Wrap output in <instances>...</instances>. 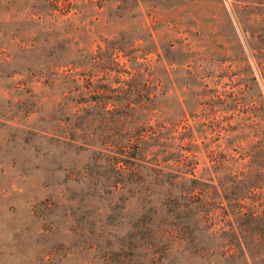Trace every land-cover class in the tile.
<instances>
[{
    "label": "rangeland",
    "instance_id": "rangeland-1",
    "mask_svg": "<svg viewBox=\"0 0 264 264\" xmlns=\"http://www.w3.org/2000/svg\"><path fill=\"white\" fill-rule=\"evenodd\" d=\"M262 40L264 0H0V264H264ZM209 178V255L149 248L150 207Z\"/></svg>",
    "mask_w": 264,
    "mask_h": 264
},
{
    "label": "trees",
    "instance_id": "trees-1",
    "mask_svg": "<svg viewBox=\"0 0 264 264\" xmlns=\"http://www.w3.org/2000/svg\"><path fill=\"white\" fill-rule=\"evenodd\" d=\"M262 41L263 42L258 46V52L261 54L258 62V76L260 83L264 86V40ZM148 96L154 98V93L149 92ZM262 99L261 106L259 107L261 111L258 113L256 122L252 123L250 127L252 132L261 133L262 141L257 145V150H254V152H251L254 144L250 145V152L247 153L245 158L243 172L245 173L244 181L252 185L254 184L255 187H257V184H262L264 182V98ZM130 146V142H127L119 147L121 151H125ZM174 162H178V160L175 159ZM212 162L216 165V159H212ZM209 179L212 183L213 179ZM192 181L195 180L193 179ZM205 186L206 184H203L202 188L189 186L179 189H177L176 186H171L165 193V201L162 202V206L165 210L159 212L155 207H150V211H147L148 217H143L138 226V229L143 231L144 239L149 248L160 247V245H157L159 242L161 244V250L165 253L170 249L171 243V245H174L176 248L185 247L190 251L192 250V255H197L199 257H201V254L209 255V251L206 248L197 247L200 241L195 233L200 232V226H203L205 230L212 228L214 218L211 214V207L216 200L213 195L216 193L219 194L218 192L224 190V188L216 187L217 185L215 183H212V186L207 188H205ZM115 187L118 189L117 185H115ZM150 195L149 197H152ZM221 196L223 197L222 194ZM151 201L152 200H148V203H151ZM219 202V204L222 203V201ZM204 207H207V209L202 211L200 208ZM240 213L244 214V211L240 210ZM220 227L218 229H214L213 227V232L211 229L210 234H216L221 231ZM227 254L228 252H225L221 255L227 256ZM239 254V256L243 258L245 264H254L255 259L252 258L253 251L244 252L241 249ZM259 255H264V250ZM259 255L256 256V258L259 259Z\"/></svg>",
    "mask_w": 264,
    "mask_h": 264
}]
</instances>
